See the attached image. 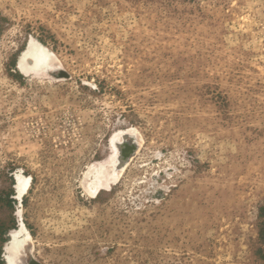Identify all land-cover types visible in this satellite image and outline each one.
Returning a JSON list of instances; mask_svg holds the SVG:
<instances>
[{"label":"rangeland","instance_id":"obj_1","mask_svg":"<svg viewBox=\"0 0 264 264\" xmlns=\"http://www.w3.org/2000/svg\"><path fill=\"white\" fill-rule=\"evenodd\" d=\"M22 220L19 264H264V0H0V264Z\"/></svg>","mask_w":264,"mask_h":264},{"label":"bare ground","instance_id":"obj_2","mask_svg":"<svg viewBox=\"0 0 264 264\" xmlns=\"http://www.w3.org/2000/svg\"><path fill=\"white\" fill-rule=\"evenodd\" d=\"M53 52H51L45 45L41 44L34 37H29L25 43L23 49L19 51L15 60V69L24 78L31 76H38L43 71L51 72L57 68L54 67L52 62ZM52 70V71H51ZM116 143L114 142V148L112 152H119L118 162L119 165L125 164L128 161L129 155L137 146V142L133 135L120 133V136H116ZM117 168L115 165L113 171ZM112 170V169H111ZM118 170V169H117ZM101 173V171L99 172ZM112 176V175H111ZM110 176V177H111ZM114 176V175H113ZM30 176L24 175L21 172H16L14 188L15 197L22 202L23 197L27 194L30 187ZM103 181H99V176L95 175L88 180V192L97 191L96 188H104ZM21 227L23 234H19L18 230H12L8 233V239L4 242V254L3 260L6 264H19L18 258L22 252L29 253L26 246L31 245V234L25 222L21 221ZM22 233V232H21ZM24 264H32L30 259H26Z\"/></svg>","mask_w":264,"mask_h":264}]
</instances>
